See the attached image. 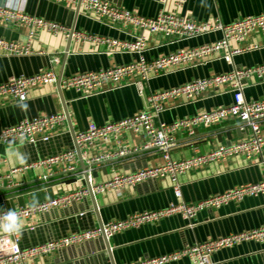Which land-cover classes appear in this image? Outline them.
<instances>
[{
  "label": "crops",
  "instance_id": "0c3cea01",
  "mask_svg": "<svg viewBox=\"0 0 264 264\" xmlns=\"http://www.w3.org/2000/svg\"><path fill=\"white\" fill-rule=\"evenodd\" d=\"M119 7L143 16H153L159 10L194 20L213 21L219 18L228 23L244 16L264 11V0H107ZM5 7L63 24L67 28L97 36L119 40H132L141 33L134 27L112 26L99 20L94 13L86 14L55 0H0ZM147 38L145 58L173 52L182 47H193L218 39L220 32L169 43L166 37L144 32ZM0 37L24 42L27 28L12 22L0 21ZM258 44L259 48L233 55L226 62L221 52L205 57L196 66L182 68L142 82L139 92L136 78L128 84L89 96H81L74 89H60L56 82L31 88L23 101L12 97H0V130L24 118L64 113L66 118L47 141L34 143L0 144V175L10 174L0 187V210L40 203L48 199L87 187L71 171L53 168V173L43 178L48 169L30 166L34 162L74 145V133L85 130L90 123L102 125L133 115L146 107L147 96L157 90L171 88L199 77L247 68L264 63V36L252 32L241 43L230 42L231 47ZM32 52L20 55L5 54L0 49V83L12 76H28L51 68L60 78L88 70L125 64L137 59V52L113 49L102 42L70 38L63 34H51L37 30L30 43ZM41 51V52H40ZM52 56L57 61L50 62ZM243 93L247 100L264 97V77L249 75L243 81ZM232 92L228 86L206 90L200 97L187 101L184 96L174 98L164 105L159 118L171 122L198 112L228 105ZM157 121V119H156ZM264 133V118L260 120ZM236 118L210 127L196 126L191 134L180 130L174 134L170 149L173 159H188L207 153L220 143H231L248 137ZM147 137L143 133L125 132L120 140L112 136L95 140L81 147L85 164L97 156H107L92 165L90 181L102 183L116 173H129L161 162L157 148H143ZM126 147L131 150L118 154ZM264 157V156H263ZM77 167L80 159L77 156ZM12 169H17L10 173ZM181 197L172 191L168 176L149 178L123 188L120 195L115 191L90 193L65 205L54 206L46 211L21 217L19 245L27 249L57 240L73 232L100 228V224L126 218L133 213L158 210L170 203L195 202L231 188L264 180V158H247L237 155L225 160L209 161L182 173L178 177ZM264 227V193L248 195L239 201H230L219 207L204 208L194 218H184L180 213L129 227L106 238L110 255L102 236L77 244H70L53 252L28 258L25 264H129L170 253L194 243L219 236L248 232ZM0 231V251L7 238ZM213 264H264V233L253 238L237 241L231 246L216 249L211 255ZM164 264H192L186 257Z\"/></svg>",
  "mask_w": 264,
  "mask_h": 264
},
{
  "label": "built area",
  "instance_id": "2783aa9c",
  "mask_svg": "<svg viewBox=\"0 0 264 264\" xmlns=\"http://www.w3.org/2000/svg\"><path fill=\"white\" fill-rule=\"evenodd\" d=\"M55 1L77 5L86 14L94 13L99 20L101 19L109 25L114 26L120 23L123 27H134L141 31L132 40L97 36L71 30L58 22L5 7L0 3V21L12 22L27 28V38L24 42L0 37V49L5 54L20 55L32 52L30 43L37 30H44L51 34L60 33L67 38L102 42L113 49L138 53L137 59L129 63L79 72L59 79L60 89H74L84 97L99 93L107 87L115 88L131 83L129 81L134 76L138 79L133 83L137 84L139 92H142L143 81L182 68L196 66L205 57L215 52H221V57L226 62H231L233 55L259 48L258 44L238 45L233 48L230 46L231 41L239 44L245 41L252 32H260L264 36V11L224 23L219 18L211 22L194 20L164 10H159L153 16H143L107 0ZM217 31L220 32L221 36L209 43L178 48L173 52L149 59L143 55V52L148 48L144 32L166 37L169 43H174ZM56 61L57 57L52 56L50 62L54 63ZM251 74L264 77V63L247 68H233L230 71L195 78L171 88L153 91L147 96V104L143 110L102 125L90 123L85 130L75 134V142L80 150L82 146L91 145L95 140H105L112 136L118 141L125 132L143 133L146 135L147 140L142 147L157 148L161 154V162L129 173H116L105 182L92 184L90 181L92 165L107 156H97L88 160L86 169L76 171L77 153L74 148L66 149L46 156L30 166L46 167L48 172L43 175V178L51 175L53 168H57L60 171L74 172L79 179H84L86 175L90 187H84L40 203L19 207L14 209V211L19 218L28 217L54 206L65 205L73 200H78L88 193L98 194L115 191L120 195L126 186L136 184L145 179L164 176L169 177L172 182L173 194L179 198L181 197V184L178 177L191 168L209 161L225 160L237 155H244L247 158L254 156L264 158V133L260 124V120L264 118V97L247 100L243 93V81ZM57 81L58 77L51 68L28 76H12L5 82L0 83V97L8 96L15 100L23 101L31 88L55 82L57 84ZM224 85H227L232 92V102L230 104L188 115L184 118H178L171 122H165L159 118L166 102L181 96H184L187 101H193L206 90ZM65 118L64 113L24 118L0 130V144L34 143L38 140L47 141L53 132L61 126ZM228 118L238 119L242 123V128L247 130L248 137L231 143H220L207 153L192 158L178 160L171 157L170 149L176 132L185 130L188 134H191L196 126L210 127ZM129 151L131 150L124 147L118 154H124ZM16 170L12 169L10 173ZM9 177L10 174L0 175V187L3 185V179H8ZM259 193H264V180L237 186L195 202L186 203L181 201L170 203L168 206L158 210L133 213L124 219L102 224L101 228L73 232L57 240L27 249H22L19 245V231L7 233L0 228L1 235L7 238L6 245L0 251V264H25L28 258L43 256L70 244H77L99 237L102 234L108 238L117 231L129 227H137L146 222H153L174 213H180L184 218H194L196 213L204 208L219 207L230 201H239L245 196ZM7 211L0 210V215ZM263 233L264 227L248 232L219 236L204 242L194 243L170 253L145 260H137L129 264H164L183 256L188 257L192 264H213L211 255L216 249L231 246L237 241L257 237Z\"/></svg>",
  "mask_w": 264,
  "mask_h": 264
},
{
  "label": "clouds",
  "instance_id": "9594fccd",
  "mask_svg": "<svg viewBox=\"0 0 264 264\" xmlns=\"http://www.w3.org/2000/svg\"><path fill=\"white\" fill-rule=\"evenodd\" d=\"M21 227L19 217L14 210H8L3 215H0V228L7 233L19 231Z\"/></svg>",
  "mask_w": 264,
  "mask_h": 264
},
{
  "label": "water",
  "instance_id": "95a60500",
  "mask_svg": "<svg viewBox=\"0 0 264 264\" xmlns=\"http://www.w3.org/2000/svg\"><path fill=\"white\" fill-rule=\"evenodd\" d=\"M77 10H79V6H77ZM68 39L70 40V37H69ZM59 79H60V76H58V81H57V86H58V87H59ZM241 124H242V123H241ZM70 131H71V135H72V137H73V143H74V145H73L72 148L75 149V151H76V153H77V156H78L79 159H80V164H79V166L76 168V171H82V170L86 169L87 164H85L84 161H83L82 158H81V150H80V148L78 147V145H77L76 142H75V133H74L73 129H71ZM83 181L85 182V184H86L87 187H90V186H89V182L87 181L86 175L84 176ZM90 194L93 195L92 193H90ZM101 227H102V224H100V228H101ZM101 236L103 237V239H104V241H105V243H106V250H107L108 254L110 255V246H109V242H108V240L106 239V237H105L103 234H102Z\"/></svg>",
  "mask_w": 264,
  "mask_h": 264
}]
</instances>
